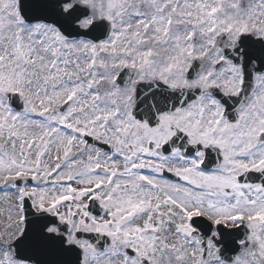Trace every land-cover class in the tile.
<instances>
[{
    "label": "snow or ice",
    "instance_id": "obj_1",
    "mask_svg": "<svg viewBox=\"0 0 264 264\" xmlns=\"http://www.w3.org/2000/svg\"><path fill=\"white\" fill-rule=\"evenodd\" d=\"M0 264H264V0H0Z\"/></svg>",
    "mask_w": 264,
    "mask_h": 264
}]
</instances>
